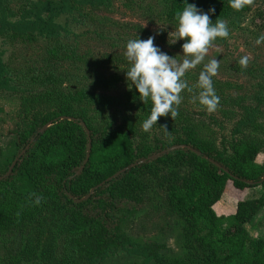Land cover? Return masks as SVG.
Segmentation results:
<instances>
[{"label": "trees", "instance_id": "1", "mask_svg": "<svg viewBox=\"0 0 264 264\" xmlns=\"http://www.w3.org/2000/svg\"><path fill=\"white\" fill-rule=\"evenodd\" d=\"M11 1L0 0V37L44 39L48 57L57 50L62 35L57 18H76L83 7L106 2L23 0L18 4L19 12L10 8ZM187 2L205 12L214 7L211 22L220 19L226 23L229 36L215 41H226L233 33L251 28L257 20V32L264 33V0H251L240 10L231 8L229 0ZM158 4L163 22L176 29V14L185 7L183 0H158ZM17 16L20 19L10 21ZM73 58L82 63L84 77L93 81L90 89L65 86L63 77L50 80L48 76L42 80L36 77L30 88L21 90L19 116L31 138L25 143L23 133L17 131L16 151L0 176L33 143L11 175L0 179V246L9 248L14 234H20L26 245L6 257L0 255V264H101L119 250L137 245L126 226L129 218L151 203H156L155 210L182 222L180 238L186 253L181 258H170L164 253V245H137L144 264H264V237H253L247 229L264 208V164L257 163L264 153V121L258 116L261 105L264 107L262 96H219L217 109L230 114V119L237 117L231 141L216 129L214 125L220 121L213 114L203 117L194 109L203 107L194 99L189 100L186 109L182 102L175 118H158L152 128L162 139L152 140L151 131L144 132L141 126L149 115L150 100L127 99V105L120 103L123 107L117 113H111L113 103L107 102L115 98L110 92L118 89V78L107 73L109 67L118 68L122 63L128 66L126 57L89 52L74 54L70 60ZM10 75L0 55V86L16 89ZM195 86L189 85L191 93L198 94ZM230 103H246L248 107H242L239 113L237 107L228 106ZM48 123L51 126L40 132ZM89 140L91 153L87 160ZM184 145L200 155L188 149L174 150L109 181L155 153ZM81 167L83 170L76 175ZM229 182L241 191L261 192L238 201L234 214L218 216L214 207ZM34 226L35 248L28 245Z\"/></svg>", "mask_w": 264, "mask_h": 264}, {"label": "rangeland", "instance_id": "2", "mask_svg": "<svg viewBox=\"0 0 264 264\" xmlns=\"http://www.w3.org/2000/svg\"><path fill=\"white\" fill-rule=\"evenodd\" d=\"M13 1L8 5L14 11H19L21 6L18 4L23 3V0ZM160 10L161 6L158 4V0H106L104 5L83 7L79 11L81 16L76 18L72 15H63L56 19V24L62 33L59 43H57L58 48L49 57L47 56L48 43L44 39L23 40L18 35L17 38L0 37V55L8 66L12 85L16 88L10 89L8 85L0 86V172L7 167L16 151L15 134L17 131L20 130L23 133L25 143L31 138L30 132L22 125L19 110L21 90L30 88L36 77L40 80L48 76L50 80L55 77H63L65 86H79L85 91L88 87L89 89L92 87L93 81L84 77L85 73L80 70L82 63L79 60L76 58L70 60L74 54L79 56L91 52L102 55L106 52V54L124 55L125 45L129 39H147L149 35L155 37L154 45L160 51L169 56L182 54L179 40L174 45H169L175 38V28L163 22ZM18 19H20L19 16L11 18L10 21ZM258 23L257 20L251 28L233 33L226 41H215L209 48L204 61L196 68L187 71L183 79L189 85H196L199 92V72L205 63L216 58L220 63L217 74L212 79L218 96L229 95V97L241 99V97H253V95L256 98L260 95L264 99V41L260 44L256 43L257 38L264 33L257 32L256 25ZM61 43H64L63 46ZM73 50H76L77 53H71ZM245 56L249 57L248 63L246 67H242L239 61ZM176 59L180 61L182 57L177 56ZM129 66L125 63L120 64L118 68L110 66L107 72L118 78V89L116 92H110L115 98L107 99L108 103H113V106L109 107L113 108L111 113H117L122 109L123 106L120 103L123 102L127 105V99L129 101L139 99L135 88L133 87L131 90L128 88L124 71H127ZM103 73L106 74V71ZM103 94L106 97V91ZM180 95L183 97L181 103L183 102L186 109L189 100L197 94L183 90ZM228 106L230 108L237 107L239 113L243 111L242 107H248L246 103H241L238 106L230 103ZM194 109L202 115L204 114L203 117L213 114L220 121L218 125H214L219 133H222L228 141L233 139L231 133L236 125V116L234 119H230V114H225L223 110L219 109L212 113L207 112L204 107L200 110ZM258 116L263 122V105L259 109ZM150 131L152 140L162 139L156 129L151 128ZM257 163L264 164V153L258 156ZM260 192L258 189L241 191L229 182L224 196L214 209L218 216L232 215L236 211L238 201L246 197H257ZM155 204H147L144 211L129 218V223L126 226L129 237L141 246L153 242L164 245V253L170 258L183 257L186 252L180 238L182 222L172 215L155 210L153 208ZM34 227L28 245H33L35 248L37 228ZM247 229L253 237H264V208L247 225ZM48 238L51 240L53 237L49 234ZM25 245L26 240L22 239L20 234H14L10 238L9 248L0 246V255L6 257L11 252L16 253L19 248ZM137 245H128L130 248L119 250L101 264H144L143 255Z\"/></svg>", "mask_w": 264, "mask_h": 264}, {"label": "clouds", "instance_id": "3", "mask_svg": "<svg viewBox=\"0 0 264 264\" xmlns=\"http://www.w3.org/2000/svg\"><path fill=\"white\" fill-rule=\"evenodd\" d=\"M185 7L176 14L175 38L168 43L174 45L178 40L181 44L180 56H169L160 51L154 45L155 37L149 35L147 39H129L125 45L124 56L129 62V68L124 71L128 88L133 87L138 93L139 99L144 102L151 101L149 115L142 122V129L148 132L158 118L169 116L171 119L178 114L177 107L181 104L183 90L192 91L187 81L183 79L185 73L196 68L204 61L210 45L217 38H227L229 29L223 20L216 19L211 22L210 16L215 12L214 7L202 11L195 4L183 0ZM251 0H229V6L240 10ZM264 41V35L257 38L256 43ZM249 57H242L239 61L242 67H246ZM219 60L213 58L203 65L198 75V87L200 91L193 97L203 106L207 112H214L220 102V97L213 87L212 78L217 74ZM130 82V87H129ZM165 130V126H161ZM166 131V130H165ZM167 132V131H166ZM36 203H39L37 198Z\"/></svg>", "mask_w": 264, "mask_h": 264}, {"label": "water", "instance_id": "4", "mask_svg": "<svg viewBox=\"0 0 264 264\" xmlns=\"http://www.w3.org/2000/svg\"><path fill=\"white\" fill-rule=\"evenodd\" d=\"M65 119H67V120H74L73 118H70V117H62V120H65ZM81 125L84 127V129L86 130L87 135L90 137V132H89V130L86 128V125H85L84 123H81ZM49 126H51V123H48V124H47V125H46V126L40 131V132H43V131H44L47 127H49ZM32 143H33V140H32L31 143L26 147V149L23 150V151L18 155V157H17V158L15 159V161L12 163V165H11V167L9 168L8 172L6 173V175L3 176V177H0V179L8 178V177L11 175V173H12L14 167L17 165L18 161H19V160H20V159L26 154V152L30 149ZM178 149H188V150L192 151L193 153H196L197 155H200V152H198L196 149H194V148H192V147H190V146H187V145H184V146H173V147H171V148H169V149H167V150H164V151H162V152H160V153H157V154H155V155H153V156H150V157L147 158V159H143V160H141V161H139V162H137V163L131 165L130 167H127V168L123 169L122 171L116 173L113 177H111V178L109 179V181L112 180L113 178H116V177H118L119 175L125 173V172L128 171L130 168H133V167H135V166H137V165H140V164H144V163H146V162L149 161V160H154V159H156V158H158V157H160V156H162V155H165V154H167V153H169V152H171V151L178 150ZM90 153H91V140H89V149H88V157H87V160H88V158H89ZM87 160L85 161V163L87 162ZM212 162H213L215 165H217L218 167H222L219 163L214 162V161H212ZM82 170H83V167H81V169L77 172L76 175H79L80 172H81ZM263 181H264V177H263V179H262L261 182H263ZM249 183L252 184V182H249ZM91 193H93V190L91 191ZM91 193H90V195H91ZM90 195L86 196V197L83 198L82 200L89 198ZM79 201H81V200H79Z\"/></svg>", "mask_w": 264, "mask_h": 264}]
</instances>
